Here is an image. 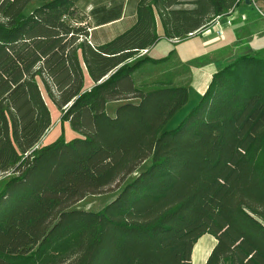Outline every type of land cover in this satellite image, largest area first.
I'll return each instance as SVG.
<instances>
[{"label":"trees","instance_id":"16d2710c","mask_svg":"<svg viewBox=\"0 0 264 264\" xmlns=\"http://www.w3.org/2000/svg\"><path fill=\"white\" fill-rule=\"evenodd\" d=\"M79 1L0 0V264H192L204 235V264H264V47L215 71L170 130L187 87L132 78L165 60H133L161 40L157 21L180 43L247 1L137 0L131 26L99 45L72 21ZM122 12L107 0L90 19ZM45 98L78 137L38 145ZM114 184L101 209L72 208Z\"/></svg>","mask_w":264,"mask_h":264},{"label":"rangeland","instance_id":"374dc122","mask_svg":"<svg viewBox=\"0 0 264 264\" xmlns=\"http://www.w3.org/2000/svg\"><path fill=\"white\" fill-rule=\"evenodd\" d=\"M105 1L107 0H80L75 5V12L72 16V21L76 22L78 25L88 26L89 28H91L92 21L90 19V11L95 4L104 3ZM117 1H120L123 4V18L119 23L112 25L107 29V33H109L110 35H115L119 32H122L131 25L137 3V0ZM246 1L248 2V5H240L238 7V11L242 12L243 15H253L255 16L254 19L258 18L260 19V21H254L253 19H250L249 26L239 25L236 22V26L232 27V30L228 32L227 38L224 37L222 39H219V41L218 38L221 37L216 38L215 45L213 46L215 49L213 51L207 52L206 54H203L195 59H191L189 62L186 61L181 63V60H178L182 59L181 55L187 56L188 54H191L189 52H191V49L197 43L198 47L196 46L194 50H198V48L201 49L202 38L195 37L186 41H182L180 43V40L178 39H175L174 41L169 39L167 40L169 42L168 46H163V44L165 43L159 44L161 40L157 43L159 44V47H165V49L170 50L166 55L160 56L161 53L159 54L158 50H155L151 53L152 56L150 57V49H147L145 53L141 52L133 59L134 61H138L144 58L148 60L165 59L164 61L159 63L146 62L142 64V66L138 67V69L132 75L134 84L136 86L147 89L151 87L153 83L160 82L171 84L174 86L182 85L188 87V101L186 105L181 110H179L169 121L166 126L167 130L175 128L179 124V122L186 116V114L198 103L199 97L201 96L200 91L206 90L204 88H206L205 86L208 85L211 76L215 71L219 70L224 65L234 61L241 53H252L254 50L264 47V20L258 16L249 0ZM254 2L259 8L264 9V0H254ZM32 7H34V3L29 5L27 10L32 9ZM235 20L237 21L239 19ZM221 30L223 32V29ZM212 31L214 32V30ZM170 45H172L173 47H171ZM207 48L208 47H205V49ZM171 51H173V53L168 56ZM152 57L156 59H153ZM85 90H90V88H87ZM45 101L49 108V111L51 112V126L38 145L42 146L48 144L57 140L59 137H62L65 140H70L74 137H78V135L70 129L67 122L61 121L62 112L55 109L47 100V98H45ZM129 101L133 103L137 102V100L135 99ZM119 104L120 102L108 103L106 106L107 114H109L110 116H114L116 107ZM146 165L147 163H145L144 166ZM131 178L132 177H130L129 179ZM2 186L3 185L0 184V189L2 188ZM119 189L120 186L114 184L111 187L107 188L105 192H103V194L87 196L83 200L76 203L72 208L97 211L109 201H111L116 196L115 194ZM213 243L214 242L212 238L199 239L193 248L191 263L204 264L206 255L209 251L208 249L212 248Z\"/></svg>","mask_w":264,"mask_h":264},{"label":"crops","instance_id":"0c3cea01","mask_svg":"<svg viewBox=\"0 0 264 264\" xmlns=\"http://www.w3.org/2000/svg\"><path fill=\"white\" fill-rule=\"evenodd\" d=\"M245 5H248V4H245ZM238 10H239V8H237V10L232 15H228V16H223V17H220V18H216L205 29H203V30H201V31L193 34L192 36H190L189 39H192V38H195V37L202 38L201 39V41H202L201 49L198 48V50H194V48L196 46L198 47V43H197L191 49V52H189L191 54H188L187 56L181 55L182 56V59H178V58L177 59L179 61L181 60V63L186 62V61L189 62L191 59H195V58H197V57H199V56H201L203 54H206L207 52L213 51L215 49L213 46L215 45L216 38L221 37V38H218V41H219V39H222L224 37L227 38L228 32H230V30H232V27L236 26V24H235L236 22L239 25L249 26V20L250 19H253L254 21H260V19H258V18L257 19H254L255 16L250 15V14H244L243 15L242 12H239ZM122 18H123V16L119 20H117V21H114L112 23H109V24H106V25H103V26H100V27H94L93 24L91 23L92 24V27L91 28L88 27V31H89V33L91 35V39H92L93 44H96V45L104 44L106 42L111 41L117 35L121 34L123 31L122 32H119V33H117L115 35H110L109 33H107L108 32L107 29L110 26L119 23L122 20ZM235 19H239V20L236 21ZM133 21H134V17L132 19V23H133ZM231 24H232V26H231ZM160 26L161 25L157 21V33H158L159 37H161V42L159 44L165 43V44H163V46L164 45L168 46L169 42L167 40L163 39V32H162V30H161L162 28ZM221 29H223V32H222ZM212 30H214L215 33ZM219 30H221V32H222V35L221 36H218ZM159 44H156L155 46H153V47L150 48V50H149L150 57L152 56L151 53L153 51H155V50H158L159 54L161 53L160 56H164V55H166L170 51L168 49H165V47H159ZM170 46L173 47L172 45H170ZM204 46L205 47H208V48L205 49ZM202 49H204V50H202ZM153 59H156V58H153ZM92 85H93V82L90 80V78L88 77V75L85 72L84 73V89L91 88ZM205 87H207V85ZM187 89H188V87H187ZM204 89H206V88H204ZM202 91L204 92L205 90H201L200 91L201 95L203 94ZM200 97H199V99H200ZM50 115H51V112H50ZM201 238H212V237L209 236V235H204ZM212 240L214 242L212 244V248H213V246L215 244V240L213 238H212ZM211 249H208L209 251H208V254L206 255V259H207L208 255H209ZM206 259H205V261H206Z\"/></svg>","mask_w":264,"mask_h":264},{"label":"built area","instance_id":"2783aa9c","mask_svg":"<svg viewBox=\"0 0 264 264\" xmlns=\"http://www.w3.org/2000/svg\"><path fill=\"white\" fill-rule=\"evenodd\" d=\"M249 2L253 5V7H254L255 11L257 12L258 16H259L261 19L264 20V9L259 8V7L255 4L254 0H249ZM221 35H222V32H221V30H219V32H218V36H221ZM172 41H174V40H172ZM141 52H142V53H145L146 50H142ZM141 52H140V53H141Z\"/></svg>","mask_w":264,"mask_h":264},{"label":"water","instance_id":"95a60500","mask_svg":"<svg viewBox=\"0 0 264 264\" xmlns=\"http://www.w3.org/2000/svg\"><path fill=\"white\" fill-rule=\"evenodd\" d=\"M246 4H248V2H246Z\"/></svg>","mask_w":264,"mask_h":264}]
</instances>
